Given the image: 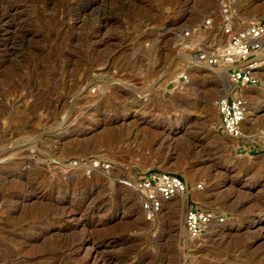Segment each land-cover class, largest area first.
<instances>
[{
    "label": "rangeland",
    "instance_id": "1",
    "mask_svg": "<svg viewBox=\"0 0 264 264\" xmlns=\"http://www.w3.org/2000/svg\"><path fill=\"white\" fill-rule=\"evenodd\" d=\"M230 1L238 27L264 23V0ZM222 10L221 0H0L12 24L9 34L0 24V264H85L103 242L111 264H264V228L252 224L264 226V81L248 89L245 139L230 138L217 110L230 84L185 54L183 32L210 45L223 36ZM185 71L190 82L177 84ZM149 171L184 178L225 223L190 241L187 201L146 223L120 181Z\"/></svg>",
    "mask_w": 264,
    "mask_h": 264
},
{
    "label": "built area",
    "instance_id": "2",
    "mask_svg": "<svg viewBox=\"0 0 264 264\" xmlns=\"http://www.w3.org/2000/svg\"><path fill=\"white\" fill-rule=\"evenodd\" d=\"M225 28L222 37L214 44L196 40L191 30L183 32L186 44L185 54L189 55L191 65L202 69H224L229 84L227 96L217 102L220 116L218 131L233 139H245L243 126L247 119L248 102L245 91L261 86L264 81V23L261 20L248 23L245 27L238 24L231 12V1L221 0ZM208 20L206 25H210ZM207 32L208 27H204ZM229 38L227 43H223ZM193 67V68H194ZM190 74L183 72L176 83L188 84ZM94 170L108 171L110 165L93 163ZM120 184L134 191L140 198V207L146 223H154L165 211L166 205L177 197L187 201L185 229L192 242L202 241L214 227L222 225L226 216L210 209L202 208L193 198L188 182L177 174L163 171H149L132 180H122ZM199 190L203 188L200 185Z\"/></svg>",
    "mask_w": 264,
    "mask_h": 264
},
{
    "label": "bare ground",
    "instance_id": "3",
    "mask_svg": "<svg viewBox=\"0 0 264 264\" xmlns=\"http://www.w3.org/2000/svg\"><path fill=\"white\" fill-rule=\"evenodd\" d=\"M10 13H12V12H10ZM9 13V14H10ZM10 16H11V14H10ZM13 19V18H12ZM7 19L6 18H3L2 20H1V22H0V24H1V26H2V28H3V30H2V32L4 33V34H9L10 33V30H11V25L12 24H10V23H8L7 21H6ZM9 20V19H8ZM10 21V20H9ZM253 21H258V20H253ZM251 23V22H250ZM1 28V27H0ZM2 34V33H1ZM8 42V41H7ZM4 48V47H3ZM8 49V48H7ZM1 62V61H0ZM4 62V61H3ZM2 63V62H1ZM205 70H209V69H205ZM214 71H216V72H218L219 74H217V75H223V77L226 79V81L229 83V80H228V76H227V72H226V70H224V69H213V72ZM87 73V72H86ZM215 73V72H214ZM177 79V78H176ZM224 79V80H225ZM230 88L233 90L234 88H233V86H231L230 85ZM215 90V89H214ZM235 90V89H234ZM228 91H230V90H228ZM249 91L250 90H246L245 91V97H246V99H248L247 97H248V93H249ZM225 92V91H224ZM225 96H227V93L225 92V94L222 96V97H225ZM252 103V102H251ZM254 103V102H253ZM252 103V106H254L253 107V109H255L256 108V104H253ZM247 118L249 117V115H250V113L248 112L247 113ZM67 119V118H66ZM245 125V124H244ZM108 131H111V130H108ZM196 134V133H195ZM189 140H188V142L190 141L191 142V145L194 143V140L192 139V138H194V132H189ZM198 138V137H197ZM195 145V144H194ZM194 149H196L199 153L200 152H205V147L203 146V145H195L194 146V148H192V150H194ZM7 153V152H6ZM5 153V154H6ZM4 154V155H5ZM8 154H9V152H8ZM2 155H3V153H2ZM7 155V154H6ZM7 158V157H6ZM3 160V159H2ZM25 160V159H24ZM24 165H26V163H25V161H23V163L21 164V166H24ZM233 196V195H232ZM46 198H48V199H52V197H46ZM49 201H51V200H49ZM182 201H185L184 200V198L183 197H177L176 199H174L171 203H169L168 205L171 207L172 206V208H170V210H169V208H165V211H164V214L165 213H168V214H174L175 212H177V208L176 207H173V205H176L177 203H179V202H182ZM262 211L264 212V205L262 206ZM177 214V213H176ZM163 216V215H162ZM87 217H89V215H87ZM90 217H91V215H90ZM252 219V218H251ZM252 224L253 225H255L254 227L255 228H259V229H263L264 228V226H262V224H259V222L258 221H256L255 220V218L253 219V221H252ZM216 227H214L212 230L214 231V229H215ZM248 232V231H247ZM239 233V232H238ZM236 235H239V234H237V233H235ZM235 234H233V233H227L226 235H221L222 237H223V239L225 238V239H230L231 237H233ZM243 234V233H242ZM246 234V233H245ZM240 237H241V235H240ZM222 240V239H221ZM80 242V241H79ZM106 244H108L107 242H103V243H100V245H102V246H106ZM113 244H116L115 242L113 243ZM113 244H111V245H113ZM220 244V243H219ZM110 245V246H111ZM102 246H98V245H96V247H98V248H96L95 249V252L91 255V257H90V259H91V261L90 262H86L85 264H91V262H92V260L93 261H96L95 263L96 264H111V260L109 259V258H106L104 255H102L101 256V254H100V252L98 251L100 248L99 247H102ZM76 247V246H75ZM72 248V247H71ZM74 249H77V248H73V249H71V250H74ZM75 251V250H74ZM126 262V261H125ZM94 263V262H93ZM94 263V264H95ZM118 264H124V263H119L118 262ZM126 264V263H125Z\"/></svg>",
    "mask_w": 264,
    "mask_h": 264
}]
</instances>
